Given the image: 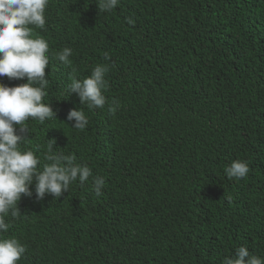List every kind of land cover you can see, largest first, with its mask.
Instances as JSON below:
<instances>
[{"label":"trees","instance_id":"16d2710c","mask_svg":"<svg viewBox=\"0 0 264 264\" xmlns=\"http://www.w3.org/2000/svg\"><path fill=\"white\" fill-rule=\"evenodd\" d=\"M96 2L49 0L47 31L35 30L49 44L54 105L72 97V67L80 80L97 64L110 70L105 107L80 105L83 131L61 112L52 124L26 122L23 149L55 140L54 151L93 173L51 211L53 238H70V254L35 253L27 264H222L240 246L264 257V0H119L111 12ZM65 47L71 66L51 56ZM212 75L207 102L190 86ZM235 160L250 167L240 180L224 172ZM93 177L105 180L99 197ZM92 215L100 227L74 240Z\"/></svg>","mask_w":264,"mask_h":264},{"label":"clouds","instance_id":"9594fccd","mask_svg":"<svg viewBox=\"0 0 264 264\" xmlns=\"http://www.w3.org/2000/svg\"><path fill=\"white\" fill-rule=\"evenodd\" d=\"M96 3L100 12H111L119 0H97ZM48 5L49 0H0V77L27 80L14 87L0 83V264H27L35 253L67 257L71 240L53 238L59 230L51 211L67 208L72 183L78 180L84 184L93 176L92 170L78 163L74 155L54 151L55 140L39 142L47 149L39 148L38 153L22 148L30 143L27 121L52 124L61 112L71 128L83 131L89 119L80 105L96 110L106 104L104 91L108 82L105 77L110 70L107 64H97L83 80L77 78V70L72 67L67 86L68 95L72 97L63 98L57 106L49 99V80L45 74L50 63L49 44L35 31H47L45 10ZM127 22L134 23L131 18ZM51 56L65 66L72 65L71 48L65 47ZM217 84L212 75L193 83L190 90L208 102ZM119 107L113 101L108 111L114 114ZM205 115L207 119L213 117L211 106ZM190 122L194 124L195 118ZM220 126L225 133L226 126ZM42 158L45 161H41ZM224 172L229 179L240 180L249 174L250 167L247 161L235 160ZM104 184L103 177H93L92 188L97 197L102 195ZM96 227H100V222L92 215L84 227L75 232L74 240ZM222 264H264V257L240 246L232 255L225 256Z\"/></svg>","mask_w":264,"mask_h":264}]
</instances>
